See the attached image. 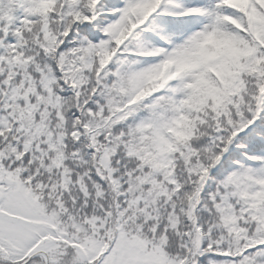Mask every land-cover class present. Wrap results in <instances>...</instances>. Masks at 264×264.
I'll use <instances>...</instances> for the list:
<instances>
[{"label":"snow or ice","instance_id":"snow-or-ice-1","mask_svg":"<svg viewBox=\"0 0 264 264\" xmlns=\"http://www.w3.org/2000/svg\"><path fill=\"white\" fill-rule=\"evenodd\" d=\"M0 264H264V0H0Z\"/></svg>","mask_w":264,"mask_h":264}]
</instances>
